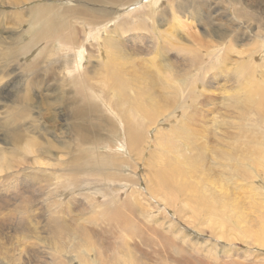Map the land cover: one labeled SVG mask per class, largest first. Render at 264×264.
Wrapping results in <instances>:
<instances>
[{"label":"bare ground","instance_id":"bare-ground-1","mask_svg":"<svg viewBox=\"0 0 264 264\" xmlns=\"http://www.w3.org/2000/svg\"><path fill=\"white\" fill-rule=\"evenodd\" d=\"M32 1H39V0H0V5H4L5 7H8L7 5L9 6L12 5V6H15L16 8L18 5H24L26 3L29 4V2H32ZM71 1H73L74 4L68 5L69 7L67 6L64 7V5L62 7H56V3L55 5L54 4H43V3L35 4L34 6L31 5L32 6L31 11L35 12V15L33 14L34 18H37L40 23V25L39 23L37 24L38 27L37 26L35 27L33 26V27L34 29H36L44 25L45 26L44 31L47 33V37H48V33L49 34L52 33V36L54 37L59 36L58 42L61 47L59 51L61 52L64 49L67 50L65 51L66 52L65 57L67 56L68 59L66 61L60 60V65H62L63 67H66L65 68L66 73L69 75V77H67L66 76L67 74H65L64 71H61L63 73V77L60 82V85L63 88L67 87L70 83H72V80L77 76L78 78H81L80 81L82 83L85 79H87L86 72L85 74H82L83 72L82 68L84 67L82 64V59H85L86 56H88L89 58L91 57L98 58L99 54L97 50L95 49L94 44L90 45L89 43H86L84 47V41L88 39L96 41L97 38H99V40H97L98 45L100 46L101 43H103L105 46V50L103 51V53L104 55L107 56L106 67H102V68L98 67L94 71L93 75H95L96 72H98L100 75L98 77V80L96 79L97 77L92 76V74L89 77H93V79H96L97 81L95 80V82H100V86L98 85L99 88L98 86L96 87V89L98 88V92L100 93L99 94L94 93L98 95L93 94L94 95L93 100L88 103L86 101H82V99H79L76 96V94L71 96L72 90H69L68 92V89L66 90L64 89L65 93L68 92L67 94H69L68 95L69 97H65L64 95L61 94L63 92L60 86L58 87V92H56L57 90L55 89V87H51L53 92L58 94L56 98L58 100L64 99L63 101L66 104V108H64L67 111L66 116L71 121L70 124L67 126V129L66 130L64 129V132H60L59 135L58 134L56 135L57 142H54V140H49L47 147H39L40 145L39 142H41V139L38 142L37 140L32 139L31 136L26 137L23 131L21 132V127L19 126L22 123V119L18 118L17 115H14L13 117H9L8 119L6 118L7 119L6 123L12 126V127H9V125L7 124L8 125L7 130L10 131L9 137H7L6 139L8 140V143L10 145H15V146L19 145L27 153L38 151L39 156H44V159L45 157L52 158V156H54L56 159H61V157L59 156H62L65 158L67 157L66 159L68 161L66 163L69 165V167H68V170L64 172H66L70 176H77L81 173L82 170H84L82 169V167L84 166L81 165L82 160L90 159L93 155L98 154L96 153L97 151L92 152L91 154H87L85 151L87 147H89V150H92L96 148L100 142L103 143L105 138H109L110 136L117 137L118 133L121 130L119 129V127L123 129L122 132L125 134L129 157L132 159L137 158V160L138 159L142 160L145 158L146 159L150 158V160H154L155 158L159 159V157L162 155L163 152L171 153L172 152L171 149H173L171 146L172 144H170L167 140L169 139L171 140L170 133H175V136L176 135L178 136L177 139L179 141V146L181 145L184 146L188 150V152H190V154H187L186 156H184V161L189 164L188 172L193 169V165H195L194 163H199L201 161L204 163L206 161L205 158L210 156L212 153L214 154V156L212 154L209 157L211 160H215L214 158H216L219 163H225L224 165L228 164V166L233 167V169L238 167V165H242V164L251 165L250 172L246 175V177L248 176L249 179L253 177L254 173H256V168H260L258 172V176L255 177V181L252 180L254 182L251 183L252 184L251 191L256 190V191H253V193L254 195L256 196L258 195V197H260L259 198L261 199L260 208L264 209V185H263L264 184V141H263V138L259 134L256 135L254 133L258 131L255 128L256 126L264 130V72L262 71V69L264 68V62L262 60H261V63L254 61L253 64H255L256 66L262 67L261 71H254V68L251 69L249 65L251 61L250 57L246 55V56H241L237 60L236 59L234 60L232 59V55H231L233 53L230 52L232 50L231 48L230 51L224 50L223 55L221 57L219 56L220 58L218 59V62H219L218 64H213L211 62L212 56L213 55L218 56L219 47H220L219 45L223 42V39L226 40L229 35V31H227L226 29L227 27L226 28L223 27V23L221 21H220L221 24L219 25V27H216L215 24L213 25V23H211L213 21L205 20L203 22L211 23L212 27L205 28L202 31L200 30L201 32L199 31L197 32L194 30L192 33H189L190 35L187 34L188 35L187 38L189 39H186V40L189 41V45H188V41L183 40L184 42L181 43L178 41V38L180 36L179 37L176 36L174 32L178 33L179 29L183 28L185 24L176 18L177 11L173 9V5H170V7L167 8L168 11L170 9V13H171L170 18L167 16L169 12L167 11L166 8L164 9L161 8L159 12L157 13V15L153 16L152 13L156 11L158 0H142L143 2H145L144 5L146 4V7L149 8V11L147 13L149 14V16L147 18L136 19L137 15H133V14L130 15V13H126L127 20L119 21L121 23H118V24L117 23L113 24V22L116 21L119 16H122L125 13V11H128V10L134 11L139 8L142 9L143 6L140 5V7L128 9V4H130L131 2L135 0H70V2ZM164 1L165 0H162V2ZM227 2L230 3V6L226 7L225 9L230 8L233 10L234 6L237 5L239 0H227ZM262 2L264 3V1ZM79 3H84L85 7ZM199 8L200 7H198V10ZM262 11L264 13V7L262 8ZM15 13L17 12L15 11ZM10 14H11V11H10ZM178 14H181V12H178ZM236 17H238V15H236ZM134 18L136 19L137 22L133 23V21L135 20ZM18 19L19 18H17V20ZM23 19L24 18L22 17V20ZM171 19H173V21L170 24H168L171 21ZM219 19H221V17H219ZM147 21L150 22V26L147 25L146 23ZM157 21H160V23L162 21H165L167 25L161 31V33L159 32L157 28V25H158L156 23ZM230 21L231 20H229L228 22ZM249 21H251L250 18H249ZM22 22L23 21L17 23V25H19L20 27L21 26L20 24H22ZM123 22H125V26L127 27L126 28L124 27V30L120 32L119 28L123 27L122 26ZM249 24L250 23H248V25ZM95 27L97 28V30L94 31L93 28ZM110 30H114V33L118 34V36L115 37L114 35H109L108 37H105L106 35L104 36V34H112L111 32H109ZM127 32L128 33L131 32L130 36L123 35ZM144 32L147 33L148 38H150V42L148 43L146 41L147 44H145L146 43L145 42L144 46L142 47L141 46L142 42L140 41H142V38H143L142 36L145 35ZM101 33L103 35H100ZM260 37L263 39L262 40L261 38L259 39L258 46L255 49L256 50L260 49L261 52H260L259 58H263L264 60V32L261 33ZM181 39H182V36H181ZM6 43L8 42L5 38L0 39V47L2 49L9 48V52L11 51L16 52L19 49H22L23 47V46H18L17 45L18 43H16L14 46L13 45L11 46V44H6ZM226 43L228 45V41H226ZM24 44H26V42ZM35 44L38 45V44H41V42L34 40L31 42V44L24 45V49H29L31 46ZM223 45L225 47V44ZM45 49L49 50L50 48L47 46L45 47ZM171 49L177 50V55H174V54L172 55L170 51ZM253 50L254 48L249 49L248 52L252 51L251 55L254 58ZM86 52L88 55L86 54ZM144 52H146L147 54L152 53L154 55L152 58L150 57H146L143 59L139 58L140 56L145 55ZM180 54H181L180 56L181 58H185L186 56H188L186 64L184 62H183L184 64H181L178 61V59L180 58L178 56ZM206 60L208 63H206ZM40 62H41V59H35L34 61V65L36 67L33 68L31 71L35 75L37 74L39 75V71H37L38 70L37 65ZM209 63L210 65L207 66ZM193 66L198 68V70H196L197 72H199V70H202L201 71L202 75L200 74L201 75L200 79L202 82L200 83H199V80H198V83L196 82V78L198 76L196 75L197 74L196 72H195L196 76L194 74L192 76L193 80L190 77L192 70L190 72V70L188 71V69H190ZM154 69L162 70V74H163L162 76L164 78L163 82L164 83L167 82V85H165L164 87L168 89L169 93L164 92L163 87L156 83L155 75L152 73ZM85 70L87 69L85 68ZM36 78H39V77H36ZM53 80L56 81L55 79ZM191 80L193 82H191ZM32 83L31 84L29 83V85L33 86ZM37 84L36 85L34 84V85L37 87L38 86ZM95 86L96 85H94V87ZM197 86H198V89L196 88ZM28 89L31 90V88H28ZM91 89L93 90V92H95L96 90L95 88H91ZM92 90H90L89 92H91ZM218 94L219 95L222 94L223 99L228 102L225 108H226V111L230 113V115H227L223 111L220 114L218 112L217 114L212 113L214 111L213 107L206 109V111L210 115L205 114L206 113L204 111L205 109H203L205 113L202 110L200 111L198 109L199 107L202 106V104L204 105L205 102H213L214 97ZM18 98L23 101V104H20V105H25L33 99L30 96V93L21 95V96L19 95ZM180 102H182L181 105H180ZM68 104L72 105L70 110H68L69 109ZM105 105H107V108H105ZM177 105L181 106V110L177 114H175V109H178L176 108ZM45 106L47 108V107H50L51 105L47 104ZM100 106H102L103 109L107 111L110 116L107 113L100 110ZM53 109L56 111L58 116L51 117L50 120L52 122L55 123L58 117L60 119L64 118L63 110H60L56 106L53 107ZM12 111L13 113H15L17 111V107H15V110H12ZM57 114H54V115H57ZM69 114H73V115H69ZM173 116L179 119L180 122L176 121V119L175 120L172 119ZM111 117L112 118L114 117L115 120L113 121ZM135 117L139 118V121L134 119ZM166 117H169L170 119L169 122L163 123L162 121V124L157 123L158 119H162ZM214 117H218L217 119L219 123L216 121V119H214ZM132 119L136 120L137 124H134V123L128 124V122L132 121ZM230 119L236 120L238 124L240 123L238 125L239 126L238 129L237 127L235 128L237 130L229 131L231 130L229 127L234 126V124L232 125L226 121ZM88 120H90L91 122L89 123ZM207 122L210 123L211 125H214V127H219V128L222 127L223 129L220 131L211 130L209 128L210 126H205ZM251 122L253 123L252 126L249 125L251 124ZM41 123H42V120H41ZM170 128H171V131L169 133L168 129ZM34 129L35 128H33L32 126V131H34ZM47 129H49V127ZM68 130H69V133H68ZM152 130L154 131L151 136L144 137L142 135L143 131H146V133H148L149 131H152ZM208 135H213L214 137L213 144L209 142ZM254 139H257V140L254 141ZM4 142H5V137H4ZM206 142H208L212 146V148H214V152L212 151L211 146H209ZM73 144L76 145V149L78 150V152H80V154L78 155L74 154L71 157L69 149L72 147ZM48 146L50 147L54 146L53 147L54 149L49 148ZM55 148L58 149L60 153L59 156L57 155L58 153L57 151H55ZM0 152H4L5 154H8L10 153V150L2 148L0 149ZM121 153H118V154L121 156ZM145 155L147 157H145ZM179 158L178 156H175V159H179ZM8 159L10 161H8ZM14 159L15 157H6L4 154L0 156V173H4L6 176H10V177L16 176L17 178L15 180L17 179L20 181L26 180L25 179L26 177L28 178L29 181L33 180V181H36V183L38 182V184L40 182V185L44 182L45 179H41V177H43V172L48 170L49 168L42 166L43 161L41 162L38 159H33L34 161H32L30 164V166L33 165L31 169H33L35 172L41 173V175L38 176V175H35L34 171L29 172L30 169L27 171L23 170V168H25L26 166L25 162H21V161L16 162L18 164L15 163V165H17V168L15 169V167H13V164L11 163L14 161ZM171 161H173V163H171L169 160L161 161L163 165H161V167H159L158 169L154 168L155 171L154 172L152 171L154 173V179H152V185L148 189L150 193L160 197L163 200V203H165V205L173 206L177 198L175 192H181L183 193L182 195H186L185 193L186 191H193L194 189L192 188L190 183L188 184V182H185L184 180H181L180 182L176 181L175 176L178 175L177 173L181 171L182 168L180 165H177V166L173 165L174 164L173 158H171ZM9 163L11 166L9 165ZM255 165L257 166L255 167ZM12 167L16 170V171L14 170L15 172L13 173L9 172ZM186 170L184 171L185 173H186ZM193 171H195V169ZM248 171L246 169V172ZM243 174L245 176L246 173H243ZM21 175L25 177H22L20 179ZM188 176H190L189 173H188ZM203 181L205 182L208 181L209 183L206 189L209 194V198H212V201L208 202L206 200L204 201L199 200L198 203L201 204V208H203L202 210L204 211V214H207L210 217L207 220L208 224H213L215 226L220 225V227H224L226 226L227 219H229V217L226 216L227 213H232L236 216V218L231 219L232 222L235 223L236 227L244 229V230L242 229L243 232L245 231L244 236H247L254 242H257L263 245L264 227L256 228L253 230L249 224V222L253 221L252 219H249L248 217L249 214H246L242 208L238 212L235 211V209H232L231 207V204L233 203H230L226 199L228 196L233 197V195L231 194L233 192H230L232 191L231 190L232 188L229 187L228 185L226 186L229 188L225 187L222 183H220L221 180H217V182H215L214 180L208 179V177H204ZM132 182L136 184L137 180H132ZM33 186H30L29 188ZM35 186H37V184ZM21 188H23L22 192L20 191ZM21 188H18L17 191H14L13 194L9 196L14 200V202L12 203L13 205L23 206V208H25L24 212L27 213V216L25 218L26 220L21 221L20 226L16 227V230H19L21 232V235L24 236V241L27 243V250L25 253H23L26 245L21 244V242L15 236V233L8 234L6 236L7 239H4V237H2L3 235H6V234L0 233V264H13L15 263V261L19 262V264H172L174 262L179 263L175 258L170 257V255H167L165 253V252H168L169 250V248L165 246L167 245L165 243L168 241L164 240L163 236H161L159 233L155 231H149L148 228L144 229L140 226H134L133 228L130 229L132 220L129 216V214L131 213V205L129 204L130 202L128 201V199L120 200L118 197L115 198V196H113V199L111 200V203H110L113 207L112 208L110 207L111 209L108 208L109 210L108 209L107 210L114 212L115 213L114 217H112L111 215L104 216L105 214H102V212H104V209L100 213V216L102 218L109 220V223L113 222L119 229H125L123 227H129L128 229L131 232V235L127 237L128 239L121 238L120 241H117L116 239L113 240L115 238L114 236L120 238L121 233L119 232L114 233L113 230L115 227L109 229L115 234L113 236L114 238L111 235L107 234V237L108 236L111 237V239L110 238L108 239L104 235V233H106L105 231L106 226H104V228L99 229V232L101 231L100 233L96 232L94 231V228L92 229L86 226L85 224H82L83 219L80 217L74 221H71V219L67 220L65 219V217L61 218V216H60L61 219H57L56 217L53 216V212H49L47 219L42 221L43 217L42 215H39L38 207H37V205L39 204L38 202L39 198L35 197L33 195L34 193L33 194L29 193L31 189L28 190L29 189L28 185L23 186ZM49 189H50L49 187L41 188V194L45 195L46 191H48ZM0 192L5 195L6 193H9L8 189H5L3 191H1L0 189ZM47 195H49V193H47ZM246 197H250V196H246ZM181 199L183 198L181 197ZM83 202L82 204H84ZM93 203H96V202H93ZM177 203H181V202H177ZM219 203H221V208H223L224 210L220 208ZM185 205L188 206V204H185ZM174 206L177 209L184 208V207H178L176 205ZM226 206L230 208L227 210L225 209ZM215 208L219 210H216ZM90 211L94 213L93 210H90ZM259 212L262 214L261 216L263 218L262 217L261 218L263 220L261 221V224L262 226H264V210H260ZM174 214L176 215L177 212L174 211ZM137 216L139 217V215ZM93 219L94 217L92 218V220ZM97 220L99 221L100 218H98ZM209 221H212L213 223H210ZM32 223H37L40 226V229L37 230V229L32 228L30 226ZM155 224H156V221H155ZM256 224L260 226L258 221H256ZM1 225H2V221L0 219V226ZM138 227L141 228L142 230L140 229L139 231H137V229H139ZM159 227H161L160 224H159ZM217 227H215V229ZM179 228H182V227H179ZM235 229H238V228H235ZM232 231L234 232L235 230H232ZM228 232H231V230ZM243 232L241 231L242 235H243ZM146 233H150L152 237L157 236L160 242H162V244L160 243L162 245V250L161 252L159 251L160 253L157 258L149 257L150 252L149 254H147L148 252L146 253V250L142 248H141L142 249L141 251L138 250L139 249L138 243L133 241L134 238H137L139 239V243H141L142 245H145L143 246L144 248L147 247L146 246L147 239L142 237L144 234L146 235ZM160 233H162V231H160ZM223 233L224 232L222 233L220 232V234L222 235ZM116 234H119V235H116ZM224 234H226V232ZM121 236H124V235H121ZM168 237H167V240H168ZM170 239L171 238H169V241ZM10 241H14V243H10ZM152 245H155V242H152ZM28 246H31V249ZM210 246L208 244L207 246H202L201 248L202 250L203 248L207 250V248L205 247H210ZM213 247L211 248L213 249ZM194 248L196 249V247ZM197 249L199 248L197 247ZM182 250L184 251V249ZM179 251L181 252V249ZM221 251L224 252V254L221 255V257L223 258L222 260L220 259V257H215L214 259V256L210 254V256L213 257L211 258L209 256V253H207L209 251H207L206 253L212 259L210 260V262L213 261V259L214 260L217 259V261L219 262L218 258L221 260L220 262H223V260L226 261L224 258H227L228 260L229 257L233 255V254L229 255V252H230L229 247L228 248L225 247ZM240 251H238V253ZM151 252H154V251L152 250ZM31 259H34L35 262H30ZM200 259H202V257ZM191 261H192V258H191ZM236 261H239V260L237 259ZM204 262L199 260V263L197 262V264H204ZM211 263L213 264L215 263V261ZM225 263H228V262H225ZM225 263L223 262V264ZM207 264H210L209 261ZM256 264H264V260L260 262H256Z\"/></svg>","mask_w":264,"mask_h":264},{"label":"rangeland","instance_id":"rangeland-1","mask_svg":"<svg viewBox=\"0 0 264 264\" xmlns=\"http://www.w3.org/2000/svg\"><path fill=\"white\" fill-rule=\"evenodd\" d=\"M39 1L29 2L30 5L28 3H26L24 5H18L16 8H15V6H12V5H10L11 7L9 5H7L8 7H5L4 5H0V36H1V38H5L8 42L6 44H11V46L12 45L14 46L16 43H18L17 44L18 46H23L22 49H19L16 52H14V51L9 52V48L8 49H2L0 47V149L5 148V149L10 150V153H8V154H5L4 152H0V156H2L4 154L6 157H15L14 161L11 162L13 164V167H15V169L17 168V165H15V163L18 161H21V162L26 163L25 168H23L24 171H27L29 169H30L29 172L34 171L33 169H31L33 165L30 166L31 162L34 161L33 159H38L41 162L43 161L42 166L49 168L48 170L43 172V177H41V179H45V180L41 185H40V182L38 184V182L36 183V181H33V180L29 181L28 178H26L25 176H22L24 174L21 175L20 179L22 177H25L26 180L20 181L18 179L15 180L17 178L16 176L10 177V176H6L4 173H0V181H1L0 189H1V191L5 190V189H8V191H9V193H6V195L2 194L0 192V219L2 221V225L0 226V233L6 234V235L2 234L3 235L2 237H4V239H7L6 236L8 234L15 233V236L18 238V240L21 242V244L26 245L23 253L26 252L27 243L24 241V236L21 235V232L19 230H16V227L20 226L21 221L26 220L25 218L27 216V213L24 212L25 208H23V206L13 205L12 203L14 202V200L9 195H12L13 192L17 191L18 188H21V187L27 186V185L29 188L30 186L34 185L33 187L29 188L28 190L31 189V191H29V193H32V194L34 193L33 195L35 197L39 198L38 199L39 204L37 205V207H38L39 215H42V217H43L42 221L47 219L49 212H53V216L56 217L57 219H61V218L65 217V219H67V220L71 219V221H74L80 217L83 219L82 224H85L86 226H88L92 229L94 228V231H96V232H99V229L104 228V226H106V230H105L106 233H104L102 231L106 237H107V234L111 235L113 237L115 235L114 234L115 232H119V233H121L120 238L114 236L115 238L113 237L114 238L113 240L116 239L117 241H120L121 238L126 239L127 237H129L131 235V232L128 229L129 227H123L125 229H119L113 222L109 223V220H106L105 218H102L100 216V213L104 209V212H102V214H105L104 216L111 215L112 217H114L115 213L112 211H108V210L113 207L110 203H111V200L113 199V196H115V198L118 197L120 200H125V199L127 200L128 199V201L130 202L129 204L131 205V213H130L131 215L129 214V216H130L132 223H133V224L131 223L130 229L133 228L134 226H140L144 229L148 228L149 231H155V232L159 233L161 236H163L164 240L168 241L166 243L164 242L165 244H167L165 246H167L169 248L168 252H165V253L167 255H170V257L175 258L179 262V263L174 262L172 264H180V263L181 264H188V263L193 264L194 262H196L194 264H197V262L199 263V260H201L203 262L205 261L206 264L208 263V261L210 264H212L211 262H214V261L216 263L218 261H217V259L214 260L215 257H220L221 260L223 259L221 257V255H223L224 252L221 250H223L225 247L226 248L229 247V249H230L229 255L233 254L231 256L233 258L229 257L228 260H227V258H224L226 261L223 260V262L224 263L228 262L225 264H243V263L244 264H256V262L263 261L264 260V250H263L264 249V243H263V245L259 244L257 242H254L253 240H251L249 237L244 236V232H245V231L243 232L244 229L236 227L235 223H233L231 220V219L236 218V216L234 214L227 213L226 216H228L230 220L227 219L226 226H224V227H220V225L215 226L213 224H208L207 220L210 217H209V215L204 214V211L202 210L203 208H201V204L198 203L199 200H203V201L206 200L208 202L212 201V198H209V194H208L207 189H206L208 187L209 183H208V181H206V182L203 181L204 177H208V179L214 180L215 182H217V180H221L220 183H222L225 187H227L226 185L231 187L232 189L231 188L230 189L232 191H230V192L234 193V194L231 193L233 195V197L228 196L226 198L230 203H233V204H231L232 209H235V211L238 212L242 208L246 214H249V216H248L249 219L253 220V221L249 222V224L253 230L256 228L264 227L261 224L263 217L261 216L262 214L259 212L260 210H264V209L260 208L261 199H259L260 197H258V195L257 196L254 195L253 191H256V190L251 191L252 190V187H251L252 184L251 183L255 181V177L258 176V172H259L260 168H256V173H254L253 177L249 179V177L248 176L246 177V175L250 172L251 165L242 164L243 166L238 165V167L233 169V167H229L228 164L224 165L225 163H219L216 158H214L215 160H211L209 157L213 154L212 153L210 156L205 158L206 161L204 163H206V164H204L202 161L199 163H194L195 165H193V169L188 172V165L189 164L184 161V156H186L187 154H190V152H188V150L184 146H182V145L179 146V141L177 139L178 136L177 135L175 136V133H170L171 128L168 129L169 133L171 134V137H170L171 140L170 139L167 140L170 144H172L171 146L173 149H171L172 150L171 153L163 152L162 155L159 157L160 160L158 158H155L154 160H150V158L137 160V158L132 159L129 157L128 148L126 145L125 134L122 132L123 129L119 127V129H121V130L118 133L117 137H114V136L111 137L110 136L109 138H105L103 143L100 142L99 145H97V147L92 149V150H89V147H87V149L85 150L87 154H91L92 152H96V151H97L96 153H98V154L93 155L90 159L82 160L81 165L84 166V167H82V169H84V170L81 171V173L79 174L80 176L79 175L70 176L66 172H64V171L68 170L69 165L66 163L68 160L66 159L67 157L65 158V157L59 156L60 153H59L57 148H55V151H57V153H58L57 155L59 157H61V159H56L54 156H52V158H50V157L46 158L45 157V159H44V156H39L38 151L37 152L34 151L32 153H27L19 145L15 146V145H10L8 143V140H6V139H7V137H9L10 131L7 130L9 124L6 122H7V119L9 117H13L14 115H17L18 118L22 119V123L19 126L21 127V132L23 131V133L25 134L26 137L31 136L32 139H35L38 142L41 139V142H39L40 143L39 147H47L49 140H54V142H57V136L56 135L57 134L59 135L60 132H64V129L66 130L67 126L71 122L70 119H68V117L66 116L67 111L64 109V108H66V104L63 101L64 99L58 100L56 98V96L58 94L53 92V90L51 89V87H55V89L57 90L56 92H58V87L59 86L61 87L60 82H61L62 77H63V73L61 71H64V73L67 74L66 70H65L66 67H63L62 65H60V60L66 61L68 59L67 56L65 57V53H66L65 51H67V50L64 49L61 52L59 51V49L61 48L59 45V42H58L59 36L54 37V36H52V33H50V34L48 33V37H47V33L44 31L45 30L44 25H42V27H40V28L34 29L35 26L38 27L37 24L39 23V21L37 18H34L35 12L31 11V9H32L31 7L34 6L35 4H39V3H41V4L42 3L43 4H54V5L56 3V7H62L63 5H64V7L65 6L69 7L68 5L74 4V2L73 1L70 2V0H66V1L65 0H52V1L51 0H39ZM262 1H264V0H239L237 5L234 6V9L232 10L230 8L225 9L226 7L230 6V3L227 2V0H165L164 2H162V0H158V5L156 6V11L154 13H152V15L156 16L161 8L167 9L170 7V5H173V9L175 11H177V13H176L177 17L176 18L185 24V26H184L185 28L184 27L180 28L178 33L174 32L176 36H178V37L180 36L178 38V41L181 43L184 41H188V40H186V39H189V38H187L188 37L187 34L192 33L194 30L197 32L198 31L201 32L205 28L212 27L211 23H213V25L215 24L216 27H219V25L221 24L220 23V21H221L223 23V27H225V28L227 27L226 29H227V31H229V35H228L226 40L223 39V42L219 45L220 47H219L218 56L213 55L211 62L213 64H218L219 63L218 59L223 55L224 50L230 51V49L232 48V50L230 51L231 53H233V54H231L232 59L237 60L241 56L247 55L251 59L250 64H249L250 68L251 69L254 68V71H261L262 67L256 66L253 63H254V61L261 63V60L264 62L263 58H259L260 52H261L260 49L259 50L255 49L258 46L259 39L261 38L260 37L261 33L264 32V13L262 11V8L264 7V3ZM49 2H51V3H49ZM144 3L145 2H143L142 0H140V1L135 0V1L131 2L130 4H128V9L140 7V5L143 7H142V9L139 8V9H136L134 11H131V10L125 11V13L122 16H119L118 19L113 22V24L114 23L118 24V23H121L119 21L127 20L126 13H130V15L131 14L137 15L136 19L147 18L149 16V14H147L149 11V8L146 7V4L144 5ZM193 3H194V5H193ZM79 4H81L82 6L85 5L84 3H79ZM260 4H262V5H260ZM22 6H23V8H22ZM198 7H200L199 10H198ZM225 10L228 14L225 12ZM10 11H11V14H10ZM15 11L17 13H15ZM167 11H168V9H167ZM12 12H13V14H12ZM168 12L169 13L167 16L170 18L171 17L170 9ZM178 12H181V14H178ZM236 15H238V17L241 19L236 17ZM214 16H215V18H214ZM22 17L24 18L23 20H22ZM219 17H221V19H219ZM14 18H15V20H14ZM17 18H19L20 20L19 19L17 20ZM249 18L251 21H249ZM136 19L133 21V23L137 22ZM205 20H208V21L210 20L213 22L205 23V22H203ZM229 20H231V21L228 22ZM21 21H23V22H22V24H20L21 26L19 27V25H17V23H19ZM172 21H173V19H171V21L168 24H170ZM146 23L148 26H150L149 21H147ZM156 23L158 24L157 28H158L160 33L165 28V26H167L165 21H162L161 23H160V21H157ZM241 23L242 24L244 23V24L242 25ZM248 23H250V24L248 25ZM39 25H40V23H39ZM79 25H81V24H79ZM122 26L123 27L119 28L120 32H122L124 30V27L125 28L127 27V26H125V22L122 23ZM257 26H258V28H257ZM72 29H73V27H72ZM93 29H94V31L97 30L96 27ZM109 32H111L112 34H104V36L105 35H106L105 37H108L109 35H114L115 37L118 36V34L114 33V30H110ZM130 33L127 32L123 35L124 36H130ZM142 33H143V31H142ZM64 34H65V32H64ZM144 34L145 35L142 36L143 37L142 41H140V42H142L141 43L142 47L144 46V43L146 41L148 43L150 42V38H148L147 33L144 32ZM100 35H103V34L101 33ZM181 36H182V39H181ZM228 38H230V39H228ZM147 39H149V40H147ZM262 39L263 38H261V40ZM34 40L41 42V44H38V45L35 44V45L31 46L29 49H24V45L31 44V42ZM97 40H99V38H97ZM97 40L94 41V40L88 39V40L84 41V47H85L86 43H89L90 45L94 44V47L99 54L98 58H94V57L89 58L88 56H86V54H87V52H86L85 59H82V64L84 66L82 68V71H83L82 74H85V72H86V78L88 80L85 79L82 83L80 81L81 78H78V76H77L72 80V83H70L67 86L68 88L67 87H65V88L61 87V90L63 92L61 94L64 95L65 97H69L68 96L69 94H67V93L69 92V90H72L71 96L76 94V96L79 99H82V101H86L89 103L93 100L94 95H98L100 93V92H98L100 82H95L96 79L98 80V77L100 75L98 72H96L95 75H93V73L98 67H100V68L106 67L107 56L104 55V53H103V51L105 50L104 44L101 43V45L99 46ZM231 40H232V42H231ZM226 41H228V45H227ZM25 42H26V44H24ZM147 42L145 44H147ZM126 43H127V41H126ZM223 44H225V47ZM188 45H189V41H188ZM47 46L50 48L49 50L45 49V47H47ZM3 47H4V45H3ZM253 48H254V50H253L254 58L251 55L252 51L248 52L249 49H253ZM170 51H171L172 55L173 54L177 55V50L171 49ZM144 54L145 55H142L139 58H142V59L146 58V57L152 58L154 55L152 53L147 54L146 52H144ZM180 56H181V54L178 57H180ZM35 59H41V62L37 65V69H38L37 71H39L40 76L38 74L37 75L33 74L31 71L33 68L36 67L34 65ZM187 59H188V56H186L185 58L180 57L178 59V61L181 64H184V63L186 64ZM96 63H98V64H96ZM206 63H208L207 60H206ZM210 63L207 66H209ZM85 68L87 70H85ZM263 69H262V71L264 72ZM189 70H190V72H191V70L193 72V73L191 72V74H190L191 78H192L193 74L195 75L197 73L196 75H198V76L196 78V82L198 83V80H199V83L202 82L200 79V77L202 75V72H201L202 70H199V72H197L196 70H198V68L194 67V66L191 67L190 69H188V71ZM152 73L155 75L156 83L163 87L164 92L169 93L168 89L166 87H164L165 85H167V82H165V83L163 82L164 78L162 76L163 75L162 70L154 69ZM91 74H92V76H95L97 78L93 79V77H89V76H91ZM66 76L69 77L68 74ZM181 76H183V75H181ZM36 77H39V78L42 77V78L39 79ZM35 79H37V80H35ZM53 79H55L57 82L54 81ZM31 80H33V81H31ZM40 80H41V82H40ZM192 80H193V78H192ZM192 80H191V82H193ZM53 81L55 82V84ZM28 82L30 84L33 82L32 83L33 86H30ZM91 83H92V85H91ZM34 84L35 85L37 84L38 86L36 87ZM94 85H96V86L94 87ZM97 86H98V88L96 89ZM28 88H31V90H29ZM91 88H95L96 89V90L94 89L95 92H93V90ZM196 88L198 89V86ZM64 89L65 90L68 89V92L65 93ZM90 90H92V91L89 92ZM49 92H51V93H49ZM29 93H30V96L33 98L32 99L33 101L31 100L29 103H27L25 105H20V104H23V101L18 98L19 95L21 96V95H25V94H29ZM94 93H98V94H94ZM39 94H40V96H39ZM225 101L226 100L223 99L222 94L221 95L218 94L214 97L213 102H205L204 105L202 104V106L199 107L198 109L200 111L201 110L203 111V109H205L204 111L206 113L204 111L203 112L207 115H210L206 111V109L213 107L214 111L212 113L217 114V112H218L220 114L223 111L227 115H230V113L227 112L226 108H225L228 102L227 101L225 102ZM79 103H80V101H79ZM47 104H49L51 106L46 108L45 105H47ZM181 104H182V102H180V105ZM180 105H177L176 108H178V109H175V114H177L181 110ZM55 106L58 107L60 110H63L64 118L60 119L58 117L57 121L54 123L50 119H51V117L58 116L56 111L53 109V107H55ZM15 107H17V111L15 113H13L12 110H15ZM71 107H72V105L68 104V108H69L68 110H70ZM202 107H204V108H202ZM105 108H107V105H105ZM100 110H102L103 112L108 114V112L105 111L102 106H100ZM54 114H57V115H54ZM69 115H73V114H69ZM171 116H172V114H171ZM174 116L172 117V119H174V120L176 119V121L180 122V120L175 118ZM166 118L158 119L157 123L162 124V121H163V123L169 122L170 121L169 117H166ZM217 118L218 117H214V119H216V121L218 122ZM111 119L113 121L115 120L114 117L113 118L111 117ZM134 119L139 121V118L135 117ZM41 120H42V123H41ZM136 120L132 119V121L128 122V124H131V123L137 124ZM226 121L232 125L234 124V126H231L232 128L229 127L231 129L229 131H234V130L238 129V127H239L238 125L240 123L238 124L236 120L230 119V120H226ZM88 122L90 123L91 121L88 120ZM252 124L253 123L251 122V124H249V125L252 126ZM32 126H33V128H35L34 131H32ZM47 126L49 127V129H47L48 128ZM205 126H210L209 128L211 130H214V131H220L223 129L222 127H220V128L214 127V125H211L208 122L205 124ZM9 127H12V126L9 125ZM236 127H237V129H235ZM255 128L258 130L257 131L258 133L257 132H254V133L256 135L259 134L263 138V141H264V130L258 126H256ZM153 131L154 130L149 131L148 133H146V131H143L142 135L144 137L145 136L146 137L151 136L153 134ZM68 133H69V130H68ZM4 137H5L6 143L4 142ZM213 138H214L213 135H208V140L212 144L214 141ZM255 138H257V137H255ZM256 140L257 139H254V141H256ZM206 143L209 146H211L208 142H206ZM214 144H215V142H214ZM48 147L54 149L53 148L54 146L53 147L48 146ZM211 148H212V146H211ZM222 149H223V147H222ZM175 150H177V151H175ZM212 151L214 152V148H212ZM69 152H70L71 157L74 154L75 155L80 154V152H78V150L76 149L75 144L72 145V147L69 149ZM118 153H121V156ZM54 155H56V154H54ZM146 155H145V157H147ZM175 156H178V158L179 157H181V158L175 159ZM213 156H214V154H213ZM171 158H173V160H174L173 165H175V166L180 165L182 168V169L179 168V169H181V171H179L180 173L179 172L177 173L178 174L177 176L179 178L177 176H175L176 181L180 182L181 180H184L185 182H188V184L190 183L192 188L194 189L193 191H186L185 193L187 196L182 195L183 193H181V192H175L177 198H176V202L174 205H176L178 207H184L182 209H177L174 205L173 206L165 205V203H163V200L160 197L150 193L149 189H148L152 185V179H154V173L153 172L155 171V169H158L159 167H161V165H163V163L161 161L169 160L171 163H173V161H171ZM8 161H10V160L8 159ZM152 161L154 162V164ZM16 164H18V163H16ZM9 165H10V163H9ZM157 165H158V167H157ZM256 166L257 165H255V167ZM13 167L11 168V170L9 172L13 173L16 171ZM115 168H117V169H115ZM254 168H253V170H254ZM194 169H195V171H193ZM246 169H247V171L248 170L249 171L246 172ZM185 170H186V173L184 172ZM243 170H244V172H243ZM200 171H201V173H200ZM195 172H197V173H195ZM34 173H35V175H38V176L41 175L40 172L34 171ZM188 173L190 176H188ZM243 173H246L245 176ZM200 177H201V179H200ZM132 180H137V183L136 184L133 183ZM252 180H254V181H252ZM34 182L37 184V186H35L36 184ZM204 183L206 186L204 185ZM45 187H49L50 189L48 191H46L45 195H42L41 194V188H45ZM229 187H227V188H229ZM201 189L202 190L204 189V190L202 191ZM20 191L22 192L23 188H21ZM37 191H38V193H37ZM47 193H49V195H47ZM244 193H246V194H244ZM251 194H253V195H251ZM246 196H250V197H246ZM181 197L183 199H181ZM91 199H92V201H91ZM89 200H90V202H89ZM195 200H197V201H195ZM254 200H255V202H254ZM82 202L84 204H82ZM93 202H96V203H93ZM177 202H181V203H177ZM97 203H98V205H97ZM93 204H95L96 206ZM123 204H124V202H123ZM185 204H188V206H186ZM219 204H220V208H221V203H219ZM229 208L230 207L226 206L225 209L228 210ZM127 209H128V207H127ZM221 209H223V208H221ZM90 210H93V212L96 215L94 213H92V211H90ZM216 210H219V209H216ZM174 211L177 212L176 215L174 214ZM87 213L89 214V216ZM137 215H139V217ZM60 216H61V218H60ZM84 216H86V217H84ZM92 216L94 217L93 220H92V218H93ZM97 217L100 218L99 221L97 220L98 219ZM87 218L89 221L87 220ZM139 220H141V221H139ZM155 221H156V224H155ZM256 221H258L260 226L258 224H256ZM209 222L213 223L212 221H209ZM102 223H104V224H102ZM159 224L161 227H159ZM30 226L34 229H37V230L40 229V226L37 223H32ZM147 226H149V227H147ZM168 226H169V228H168ZM217 226H219V227H217ZM179 227H182V228H179ZM215 227H217V228L215 229ZM110 228H114V230H113L114 233L111 230H109ZM126 228H127V230H126ZM235 228H238L240 230L235 229ZM140 229L141 228L137 229V231H139ZM153 229H155V230H153ZM230 230H231V232H228ZM232 230H235L234 232H236V233H234ZM160 231H162V233H160ZM177 231H179V232H177ZM241 231L243 232V235H242ZM220 232L221 233L226 232V234L223 233V235H222V234H220ZM133 233H135V232H133ZM176 233H177V235H176ZM116 235H119V234H116ZM121 235H124V236H121ZM220 235H222V236H220ZM226 235H227V237H226ZM237 235H238V237H237ZM166 236L167 237L169 236L168 240H167ZM219 236H220V238H219ZM142 237L147 239V242H146L147 247H145V248H147L148 250L143 247L145 245H142L141 243H139V239L134 238L133 241L137 242L139 245L138 250L141 251L142 249H144V250H146V253L148 252L147 254H149V252H150L149 257L157 258L159 253L162 250V245H161L162 242H160V240L158 239L157 236L152 237L150 233H146V235L144 234ZM107 238L111 239V237H109V236ZM169 238L172 239V240L170 239L171 242L169 241ZM140 242H141V240H140ZM152 242H155L156 246L152 245ZM10 243H14V241H10ZM173 244H175V245H173ZM208 244H209V246L210 245L211 246L205 247V248H207V250L204 248L202 250L201 247L207 246ZM212 244L214 245L215 248L213 247ZM171 245H173V246H171ZM152 246L155 248H153ZM230 246H231V248H230ZM28 247L31 249V246H28ZM156 247H157V249H156ZM186 247H187V249H186ZM194 247H196V249ZM197 247L199 249H197ZM211 247H213V249H215V250H213ZM222 247H224V248H222ZM232 247H234V248H232ZM178 249L179 250L181 249V252ZM182 249H184V251ZM233 249H234V251H233ZM152 250L155 253L151 252ZM185 250H187V251H185ZM169 251H170V253H169ZM207 251H209V252H207ZM211 251L212 252L214 251V252L212 253ZM238 251H240L239 252L240 254L238 253ZM206 252L209 253V256H210V254H212V256H214L213 261L210 262V260H212L211 258H213V257L210 256L211 257L210 258ZM190 254H191V256H190ZM236 254H237V256H236ZM234 255H235V257H234ZM182 257L184 258V260ZM201 257H202V259H200ZM208 257H209V259H208ZM253 257H255V258H253ZM191 258H192V261H191ZM220 259L218 258L219 262L221 261ZM237 259L239 261H236ZM182 261H184V262H182ZM30 262H35V261H34V259H31ZM205 262H204V264H205ZM219 262L216 264H219ZM223 262H220V264L221 263L223 264ZM215 263H213V264H215ZM13 264H19V262L15 261V263H13Z\"/></svg>","mask_w":264,"mask_h":264}]
</instances>
